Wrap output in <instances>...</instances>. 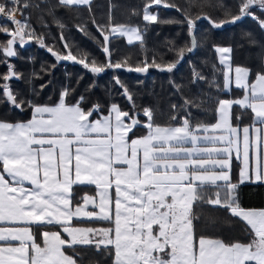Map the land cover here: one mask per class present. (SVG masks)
I'll use <instances>...</instances> for the list:
<instances>
[{
    "label": "snow or ice",
    "instance_id": "1",
    "mask_svg": "<svg viewBox=\"0 0 264 264\" xmlns=\"http://www.w3.org/2000/svg\"><path fill=\"white\" fill-rule=\"evenodd\" d=\"M59 3L65 7L91 6V0ZM154 4L180 11L167 0H147L145 21H157V15L149 11ZM29 7L21 0H11V7L0 2V16L14 25L11 29L0 25V33L10 37L0 44V52L7 57L16 56L14 46L25 43L26 38L35 37L41 47H46L27 20L15 18L18 10ZM237 8L235 14L225 10L228 19L212 20L206 14L203 18L220 28L251 17L264 29V18L255 15L258 10L264 16V0H239ZM184 18L192 36L191 47L176 49V62L197 44L193 33L201 16L185 13ZM93 24L103 37L104 64L97 65L94 59L78 57L70 50L57 53L48 47V51L57 60L82 63L95 74L106 67L127 66V60L112 62L110 37L126 36L129 44L134 40L142 44L140 29L113 24L111 17L106 25H98L94 19ZM64 47L68 49L69 45L65 43ZM216 51L224 63L228 59L224 54L232 50L217 47ZM152 65L171 72L176 63L159 65L153 60ZM148 67L144 61L143 66L128 70L146 72ZM225 67L224 89L230 92L234 84L243 95L218 100V121L212 124H193L185 116L178 125L162 126L155 123L149 108L143 109L147 122L142 123L137 113L116 104L102 119H90L100 106L83 108L84 97L78 103H68V90L54 106L29 102L33 116L27 123L0 121V242H5L0 246V264H78L67 251L92 244L97 248L112 246L113 264H264V209L241 207L237 195L245 181L264 183V71L250 79L249 68ZM19 76L9 65L2 79ZM0 87L8 103L22 108L24 102L17 100L7 84ZM123 92L135 107L131 93L126 88ZM184 103L188 105L189 101ZM234 105L251 111V125H233ZM172 120L177 117L173 115ZM139 126L147 133L129 137ZM233 158L241 163L238 182L231 176ZM74 185H95L98 191L96 196L83 195L74 203ZM200 204L228 209L250 229V241L227 243L198 237L194 222L199 217L194 205ZM74 218L98 219L114 226L77 227L72 223ZM12 241L19 245L13 246Z\"/></svg>",
    "mask_w": 264,
    "mask_h": 264
},
{
    "label": "trees",
    "instance_id": "2",
    "mask_svg": "<svg viewBox=\"0 0 264 264\" xmlns=\"http://www.w3.org/2000/svg\"><path fill=\"white\" fill-rule=\"evenodd\" d=\"M0 2L8 3L7 0ZM24 2L31 7L20 9L23 19L30 23L36 36L44 40L46 47H41L33 37L26 38L28 41L23 44H16L17 55L14 57H7L0 52V85L7 84L17 100L24 102L22 108L11 105L0 87V121L27 123L33 114L29 102L54 106L59 103L61 94L68 90V103H78L80 97H84L83 108L91 110L95 105L100 106V111L93 112L91 119L107 115L111 105L116 104L124 111L137 113L142 123L147 122L143 109L149 108L154 113L155 123L162 126L178 125L185 116L193 124H212L217 121L218 100L238 99L243 95V90L236 88L230 94L225 92V71L216 48H231L232 65L251 69L250 79H254L255 73L264 71V29L255 19L245 17L239 23H226L216 28L203 18L206 14L212 20L228 19L225 10L235 14L239 0H167L169 4L178 6L180 11L175 8H153L158 11V19L154 23L142 21L147 0H93L90 7H65L59 0H21V3ZM185 13L192 17L201 16L195 22L193 33L197 44L193 51L185 50L183 58L176 62V49L191 47L192 36L184 18ZM255 15L264 18L258 10ZM110 17L113 24L137 26L143 34L142 44L127 45L121 37L110 39L108 47L112 62L127 60V66L106 67L101 73L95 74L82 63L57 60L48 51V47L57 53L70 50L78 57H86L89 61L94 59L97 65L104 64L106 54L101 47L103 37L93 24V19L98 25H106ZM0 25L14 28L1 17ZM81 28L85 31H81ZM9 38L0 33V44H5ZM65 43L69 45L68 49H65ZM153 60L159 65L175 62L176 66L171 72L162 71L152 65ZM144 61L149 64L146 72L128 70V67L143 66ZM9 65L20 76L5 81L2 77L8 74ZM124 88L131 93L135 107L124 95ZM185 101H189V104L185 105ZM174 104L177 105L175 109L172 107ZM173 115L177 120H172ZM237 116H240L239 120ZM232 123L241 127L251 125V111L234 105ZM146 133L147 129L139 126L129 133V137L134 139ZM239 166L234 161L235 174ZM89 191V187L73 188L74 203ZM237 195L241 207L264 209V184L243 185ZM194 211L199 217L194 222L198 237L221 239L227 243L250 241V229L241 219L231 216L228 209L200 204L194 205ZM72 223L77 227L97 229L114 226L104 221ZM37 241H40L39 231ZM67 254L76 258L78 264H113L114 261L112 246L105 248L100 245L97 248L95 244L78 245L75 251L69 250Z\"/></svg>",
    "mask_w": 264,
    "mask_h": 264
},
{
    "label": "crops",
    "instance_id": "3",
    "mask_svg": "<svg viewBox=\"0 0 264 264\" xmlns=\"http://www.w3.org/2000/svg\"><path fill=\"white\" fill-rule=\"evenodd\" d=\"M93 0H91V2H92ZM85 6V5H84ZM126 38V41H127V37H125ZM134 42L135 43H137V42H140V41H137V40H134ZM128 43V42H127ZM129 44V43H128ZM132 44H134V43H132ZM231 49V48H230ZM224 56L225 57H228V59H226L225 60V62L224 63H221V54H219L218 53V58H219V61H220V63L223 65V67H224V71H225V73H226V71H227V69H226V67H225V65L226 64H231L232 65V51H231V53H226V54H224ZM233 66V65H232ZM233 68H235L234 66H233ZM234 88H236L235 87V85L233 84L232 85V87H231V91L234 89ZM236 89H238V88H236ZM242 90V89H241ZM231 91L229 92V91H227V90H225V92L227 93V94H230L231 93ZM32 116H33V114H32ZM105 116V115H104ZM103 118V116L101 117V118H99V119H102ZM32 119V118H31ZM91 119V118H90ZM217 121H218V113H217ZM216 121V122H217ZM215 122V123H216ZM234 161H236V162H238L239 164H240V166H239V168H238V170H236V174H235V169H234ZM240 169H241V163H240V161L239 160H237V159H235V158H233V160H232V170H231V176H232V180H233V182H238L239 181V179H240V176H239V173H240ZM7 178V177H6ZM248 184H252V185H259V184H264V183H260V182H249V181H245L243 184H240L239 185V188L241 187V186H243V185H248ZM27 187H30V185H26ZM75 187H89V188H91V191H89L88 193H86L85 195H88V196H96V194H97V189H96V187H95V185H74L73 186V188H75ZM238 188V189H239ZM112 192H113V195H114V188L111 190ZM97 211H98V209H97ZM240 219V218H239ZM73 221H102V220H88V219H86V218H82V219H73ZM104 222H108V221H104ZM0 226H3V225H0ZM9 226H11V225H9ZM13 246H18L19 245V242L18 241H12V242H10ZM0 246H5V242H0ZM104 246V245H103Z\"/></svg>",
    "mask_w": 264,
    "mask_h": 264
},
{
    "label": "rangeland",
    "instance_id": "4",
    "mask_svg": "<svg viewBox=\"0 0 264 264\" xmlns=\"http://www.w3.org/2000/svg\"><path fill=\"white\" fill-rule=\"evenodd\" d=\"M156 7H163V6H162V5H155V4H154V5H152V7L149 9V11H150V12H153L154 14H156V15H157V19H158V11L153 10V8H156ZM164 8H165V7H164ZM143 9H144V8H143ZM23 20H25V19H23ZM23 20H22V21H23ZM142 21L145 22V23H154V22L145 21V20L143 19V13H142ZM133 27H137V26H133ZM115 37H120V36H115ZM125 37H126V36H125ZM125 37H121V38H123V39L125 40L126 44H127V45H133V44H128L127 41H126V38H125ZM111 38H114V37H110V39H111ZM27 41H28V40H26L25 42H27ZM133 43L136 44L134 41H133ZM137 43H140V42H137Z\"/></svg>",
    "mask_w": 264,
    "mask_h": 264
},
{
    "label": "built area",
    "instance_id": "5",
    "mask_svg": "<svg viewBox=\"0 0 264 264\" xmlns=\"http://www.w3.org/2000/svg\"><path fill=\"white\" fill-rule=\"evenodd\" d=\"M7 2H8V4H9V7H11V0H7ZM22 12H21V10H18L17 12H16V14H15V18L16 19H18V20H23V16H22V14H21ZM1 18H3L6 22H8L7 20H6V18H4V17H2V16H0ZM10 23V22H9ZM14 26V25H13Z\"/></svg>",
    "mask_w": 264,
    "mask_h": 264
},
{
    "label": "water",
    "instance_id": "6",
    "mask_svg": "<svg viewBox=\"0 0 264 264\" xmlns=\"http://www.w3.org/2000/svg\"><path fill=\"white\" fill-rule=\"evenodd\" d=\"M244 19V18H243ZM243 19H241V20H239V21H236L235 23H231V24H236V23H239V22H241ZM29 44V43H28ZM16 46V45H15ZM14 46V47H15Z\"/></svg>",
    "mask_w": 264,
    "mask_h": 264
}]
</instances>
